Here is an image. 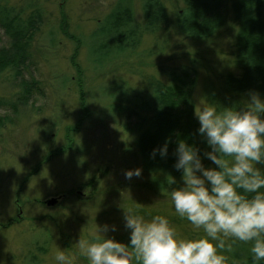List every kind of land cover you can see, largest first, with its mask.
<instances>
[{"label":"rangeland","instance_id":"obj_1","mask_svg":"<svg viewBox=\"0 0 264 264\" xmlns=\"http://www.w3.org/2000/svg\"><path fill=\"white\" fill-rule=\"evenodd\" d=\"M145 2L0 0V10L13 9L24 21L37 10L42 15L21 74L12 68L0 72V264H58V251L72 264H88L77 242L89 238L96 224H116L118 230L108 235L128 244L122 208L146 220L166 217L178 237H187L188 231L204 235L179 217L167 196L171 187L182 186L180 177L158 190L172 173L138 148L140 132L153 116L141 108L146 102L155 106L150 82L168 85L171 72L187 67L198 74L194 111L211 103L210 93L244 102L247 98L226 95L221 86L224 74L238 73L232 60L237 25L230 12L216 34L196 40L178 29L188 8L185 0H158L163 18L152 20L155 29H150ZM123 3L132 8L128 30H134L136 40L126 43L124 53L97 63L96 43L106 48L110 42L107 35L94 36ZM10 41L0 25V47H9ZM20 80H38L29 101H23ZM130 102L131 110L116 109ZM149 164L156 170H149ZM137 167L141 175L125 179L124 172ZM52 199L57 202L46 203Z\"/></svg>","mask_w":264,"mask_h":264},{"label":"clouds","instance_id":"obj_2","mask_svg":"<svg viewBox=\"0 0 264 264\" xmlns=\"http://www.w3.org/2000/svg\"><path fill=\"white\" fill-rule=\"evenodd\" d=\"M194 114L206 145L203 159L214 167L204 165L198 146L176 141L174 167L183 184L171 187L167 196L179 217L204 235L178 237L166 217L146 220L122 208L128 244L108 235L118 230L116 224H96L89 238L77 242L88 264H130L133 259L137 264H226L223 252L236 241L250 245L254 260H264V170L256 166L264 163V98L250 90L240 107L208 103ZM172 142L166 138L150 155L167 156ZM141 171L128 169L125 179L139 177ZM173 183L171 177L168 184ZM55 260L72 264L63 251Z\"/></svg>","mask_w":264,"mask_h":264},{"label":"trees","instance_id":"obj_3","mask_svg":"<svg viewBox=\"0 0 264 264\" xmlns=\"http://www.w3.org/2000/svg\"><path fill=\"white\" fill-rule=\"evenodd\" d=\"M156 1L159 4L158 0H146L145 2V16L148 19L147 27L150 29H155L151 26L153 25L151 24L152 20L156 22L158 15L159 18H163V15L157 13ZM185 2L188 8L181 15L178 29L196 40H204L216 34L219 29L225 26L227 16L231 12L232 23L237 25L234 33L232 60L238 69V73L227 72L228 74L222 76V91L229 96L239 95L247 98L248 92L254 90L260 94L261 98H264V0H185ZM41 21L42 15L38 10L30 14L29 19L25 21L13 9L3 8L0 10V25L4 27L5 32L11 39L10 44L7 45L9 47H0V72L12 68L19 71L17 74H21L20 69L29 60L31 40L38 32ZM132 21V8L126 3L121 4L106 19L104 27L96 32L94 38L99 40L102 35H107L108 39L106 41H109L110 45L105 48L103 46L104 42L101 44L96 43L97 48L94 49L97 51L95 52L97 63H101L102 58H107L108 55L116 56V54L124 53L127 49L126 43L130 41V43H133L134 39L136 40L133 36L135 34L134 30H128ZM65 27L63 25L62 30L67 33ZM76 40L77 47L82 45V40L79 37ZM114 44L116 45L114 46ZM75 66L79 68L77 63ZM170 75L172 82L168 85L160 82H150L156 96V103L155 106H153L154 104L149 106L146 102L141 108L153 111V116L145 122L148 126L146 125V128L141 130L137 145L144 158L149 159L150 162L151 160H161L162 166L167 170L166 173L171 172V177L181 178V172L174 167L176 160L175 142L183 139L188 144L198 146L201 149L202 162L207 167V162L203 159L206 145L203 137L197 132L199 122L194 116L195 105L192 93L198 75L196 68H182L171 72ZM37 82L38 80H34L32 83L20 80L23 88L21 94L23 101H29L32 90L37 89ZM208 98L211 103L218 104L221 107L234 104L238 107L243 105L241 100L239 102L231 99H218L213 93L208 94ZM2 102L0 101V105L4 103ZM129 105H121L116 109L124 110L127 108L128 111V108L130 110L133 108L131 102ZM166 138L173 141L168 146L167 156L161 158L157 154L153 158L150 155L153 148L164 143ZM256 166L264 170V163H258ZM147 167L149 170H156L150 164ZM159 184L157 185L160 187L158 190H164L166 186H169L165 180ZM196 233L197 231H188L186 236H197ZM227 243H230V241ZM249 247V244L239 241L232 243L231 251L225 250L223 252L227 257L226 264H264V260L256 261L253 259Z\"/></svg>","mask_w":264,"mask_h":264},{"label":"water","instance_id":"obj_4","mask_svg":"<svg viewBox=\"0 0 264 264\" xmlns=\"http://www.w3.org/2000/svg\"><path fill=\"white\" fill-rule=\"evenodd\" d=\"M57 202V199H52V200H50L48 203L49 204H54V203H56ZM130 264H132V261L130 262Z\"/></svg>","mask_w":264,"mask_h":264},{"label":"flooded vegetation","instance_id":"obj_5","mask_svg":"<svg viewBox=\"0 0 264 264\" xmlns=\"http://www.w3.org/2000/svg\"><path fill=\"white\" fill-rule=\"evenodd\" d=\"M48 201H49V200H47V202H46L47 204H48Z\"/></svg>","mask_w":264,"mask_h":264}]
</instances>
